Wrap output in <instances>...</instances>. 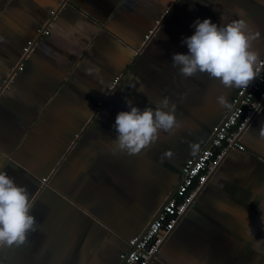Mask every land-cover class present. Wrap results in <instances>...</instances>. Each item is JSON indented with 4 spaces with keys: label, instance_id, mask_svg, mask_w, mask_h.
<instances>
[{
    "label": "crops",
    "instance_id": "0c3cea01",
    "mask_svg": "<svg viewBox=\"0 0 264 264\" xmlns=\"http://www.w3.org/2000/svg\"><path fill=\"white\" fill-rule=\"evenodd\" d=\"M208 17L244 18L262 57L264 0H0V170L27 188L38 223L0 251L5 264H120L233 107L238 89L172 64ZM165 97L181 128L135 155L114 150L127 101L155 108ZM262 125L264 107L246 150L223 159L154 264H264Z\"/></svg>",
    "mask_w": 264,
    "mask_h": 264
},
{
    "label": "clouds",
    "instance_id": "9594fccd",
    "mask_svg": "<svg viewBox=\"0 0 264 264\" xmlns=\"http://www.w3.org/2000/svg\"><path fill=\"white\" fill-rule=\"evenodd\" d=\"M203 3V0H200ZM194 32L184 37L182 43L187 53H174L172 64L185 77L197 73H207L217 79L225 88L247 89L249 84L260 77L264 70L261 52L253 47V41L260 33L253 32L244 18L232 19L227 23L213 22L211 17L193 22ZM141 91V90H137ZM220 105L227 103L226 97H217ZM128 110H121L115 117L114 150L135 155L156 142L161 132L169 135L181 128V121L175 111V105L165 97L158 106L146 105L143 109L127 101ZM264 128V125L261 126ZM264 135V132L261 133ZM195 152L199 145L191 143ZM165 156H171L168 150ZM32 200L27 188L19 185L4 170H0V251L6 247L23 245L30 232L38 228L31 209ZM257 245L264 238L256 239ZM0 264H5L0 259Z\"/></svg>",
    "mask_w": 264,
    "mask_h": 264
},
{
    "label": "built area",
    "instance_id": "2783aa9c",
    "mask_svg": "<svg viewBox=\"0 0 264 264\" xmlns=\"http://www.w3.org/2000/svg\"><path fill=\"white\" fill-rule=\"evenodd\" d=\"M49 25L50 23L41 31L42 34H49ZM34 44V41L30 40L24 47L25 56L32 51ZM261 59H264V54ZM119 78L116 77L115 82H118ZM233 106V110L215 127L210 143L186 160L174 196L162 204L160 213L150 222L147 232L129 239V249L121 252L120 264H154L163 243L182 220L198 192L215 173L223 159L234 150H246L242 136L264 107V70L247 89L237 90Z\"/></svg>",
    "mask_w": 264,
    "mask_h": 264
},
{
    "label": "water",
    "instance_id": "95a60500",
    "mask_svg": "<svg viewBox=\"0 0 264 264\" xmlns=\"http://www.w3.org/2000/svg\"><path fill=\"white\" fill-rule=\"evenodd\" d=\"M233 108H234V106L232 107L231 111L233 110ZM231 111H229L227 114H229ZM213 137H214V135L211 137L210 140H212ZM209 143H210V141H209L207 144H209ZM175 190H176V189H175ZM175 190H174V191L168 196L167 199H170L171 197L174 196V194H175ZM160 210H161V209H160ZM160 210L157 212V214L153 217L152 220H154V219L158 216V214L160 213ZM147 229H148V227L143 231L142 234H145V233L147 232Z\"/></svg>",
    "mask_w": 264,
    "mask_h": 264
},
{
    "label": "rangeland",
    "instance_id": "374dc122",
    "mask_svg": "<svg viewBox=\"0 0 264 264\" xmlns=\"http://www.w3.org/2000/svg\"><path fill=\"white\" fill-rule=\"evenodd\" d=\"M216 81H217V79H216Z\"/></svg>",
    "mask_w": 264,
    "mask_h": 264
}]
</instances>
